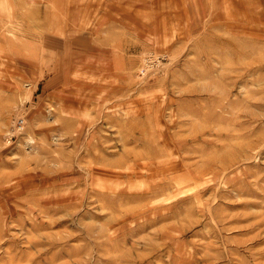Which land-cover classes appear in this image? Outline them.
Returning a JSON list of instances; mask_svg holds the SVG:
<instances>
[{
    "label": "rangeland",
    "instance_id": "374dc122",
    "mask_svg": "<svg viewBox=\"0 0 264 264\" xmlns=\"http://www.w3.org/2000/svg\"><path fill=\"white\" fill-rule=\"evenodd\" d=\"M0 264H264V0H0Z\"/></svg>",
    "mask_w": 264,
    "mask_h": 264
}]
</instances>
